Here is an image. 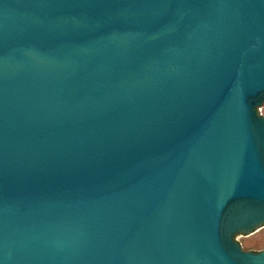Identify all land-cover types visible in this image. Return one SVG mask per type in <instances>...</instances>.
I'll use <instances>...</instances> for the list:
<instances>
[{
	"label": "water",
	"instance_id": "95a60500",
	"mask_svg": "<svg viewBox=\"0 0 264 264\" xmlns=\"http://www.w3.org/2000/svg\"><path fill=\"white\" fill-rule=\"evenodd\" d=\"M264 0H0V264H264Z\"/></svg>",
	"mask_w": 264,
	"mask_h": 264
},
{
	"label": "rangeland",
	"instance_id": "374dc122",
	"mask_svg": "<svg viewBox=\"0 0 264 264\" xmlns=\"http://www.w3.org/2000/svg\"><path fill=\"white\" fill-rule=\"evenodd\" d=\"M260 114L264 117V104L259 109ZM237 242L244 251L257 252L264 249V227L252 235L237 236Z\"/></svg>",
	"mask_w": 264,
	"mask_h": 264
}]
</instances>
